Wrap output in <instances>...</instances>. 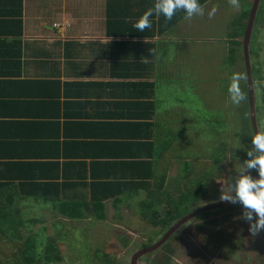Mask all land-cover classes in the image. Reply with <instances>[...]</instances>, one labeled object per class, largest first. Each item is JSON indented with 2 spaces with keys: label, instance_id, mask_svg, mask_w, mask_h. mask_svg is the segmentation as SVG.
<instances>
[{
  "label": "crops",
  "instance_id": "obj_1",
  "mask_svg": "<svg viewBox=\"0 0 264 264\" xmlns=\"http://www.w3.org/2000/svg\"><path fill=\"white\" fill-rule=\"evenodd\" d=\"M200 2L206 8L202 17L186 21L177 13L165 23L154 16L152 27L138 32L133 25L154 0H23V29L0 28V196L14 198L12 205L5 200V210L35 215L41 221L37 228H47L44 232L58 243L74 229L84 233L90 246L87 262L79 264L110 259L111 249L118 264L151 247L145 246L148 238H140L136 247L138 235L125 231L129 224L122 221L155 226L147 215L142 224L136 220L140 213L174 206L164 196L182 192V163L188 168L195 163L190 179H199L204 160L195 161L190 149L182 148L186 142L200 148L197 131L202 128H195L198 111L181 100L205 79L225 84L232 67L241 66V32L247 30L255 0H240L239 9L228 0ZM213 7L216 14L209 18ZM221 43L229 55L226 66L211 67L214 72L202 82H186L185 75L199 78L205 52L219 61L213 53ZM110 192H115L112 197H103ZM227 209L210 214L208 221L223 223L212 239L205 226L198 228L203 241L195 240L196 262L264 264V234L253 237L244 219L224 224L222 214L236 216L235 208ZM65 210L84 218L73 220ZM176 218L182 219L177 213ZM57 225L69 232L59 235ZM174 236L170 244L178 241L166 253L170 260L185 241ZM97 248L103 257L96 255ZM68 253L82 258L81 252ZM164 253L155 254L157 264H166Z\"/></svg>",
  "mask_w": 264,
  "mask_h": 264
},
{
  "label": "rangeland",
  "instance_id": "obj_2",
  "mask_svg": "<svg viewBox=\"0 0 264 264\" xmlns=\"http://www.w3.org/2000/svg\"><path fill=\"white\" fill-rule=\"evenodd\" d=\"M262 11H263V6H260L255 29H254L253 40H252V61H253V68L255 67L254 69L255 78H259V77L263 78L258 80L257 82L259 85V87L256 89L257 99L258 98L264 99V13ZM243 43L244 41L243 39H241V44H239V46H241ZM224 45L225 44L221 43V46H215L214 48L213 54L216 56L214 58L215 60L219 59L218 62H214V60H212L211 53L205 52L203 59H201V62L204 65L200 66L199 78L187 79L185 75L183 77L185 81L191 83L202 82L203 81L202 78L204 76L210 75L211 73L214 72L211 70V67L218 65H220V67L226 66V63L229 60V55L227 54L226 49L224 50V48L226 47ZM241 56L242 59L239 60V63L241 62L242 64L238 68L239 72H243L248 75L247 66L246 64H243V59L246 60L244 48L241 49ZM238 69L236 67H232V73L236 72ZM218 79L219 78H217L216 80V77H214L213 85L210 80L205 79L203 85L200 83L199 85L196 86L197 91H194L193 93L189 92L188 99L181 100L187 102L189 104L188 107L191 108L192 110L195 108V112L198 111V116H194V119L198 121L195 124V128L196 127L202 128L197 131V133H199V136L201 137L202 146L198 149H193L195 147L189 148L192 143L186 142L185 143L186 148L183 147L182 149L183 150L185 149L184 151H186V149L187 150L190 149L193 156L199 157V158L194 157L193 159L195 161L198 159L204 160V163H202L199 168V173H200L198 175L199 179L196 181L190 179V170L192 171L193 169H195L197 167L196 164L190 163L191 165L189 166L190 168L189 169L188 164L182 163L181 165L183 169L181 173L184 174L183 175L184 179L181 187L182 192H180V194L164 196L165 198H169L168 200L173 201V205L175 207V210L177 211V216L182 219L200 210L198 209V205L199 202L204 197L206 199L207 196L211 195L212 198L209 201L207 200L208 201L207 203H211L216 201L218 196H221L222 189H224L225 191L229 190L230 185L232 184L233 179L236 175V171L241 167H243L242 163L244 162V160L248 158L247 149L251 147V137L254 135V130L252 123L253 122L252 109H251V103L249 97V79L246 84L243 82L241 84L242 88L247 94V99L244 102H242L239 107L232 105L230 102V98L225 99V96H227L228 93V86L230 83V79L225 84H222ZM187 86L191 88L190 85ZM199 89L201 90L205 89L206 92L199 94L198 92ZM166 97L167 95H164V98ZM259 114L261 115V108L259 110ZM263 127H264V116L262 119V129ZM201 130H202V136L200 135ZM236 146H238V148H235ZM184 151H182V154ZM252 174L253 176L258 175L256 171H253ZM193 175L196 176L197 178L196 171L193 173ZM213 198L216 200H214ZM221 210L222 209H218L215 212H211V211L205 212L202 215L194 218L192 221L186 223L183 227L180 228V230L177 231V233L180 236H183L185 241H182L179 246L180 248L183 249H181V251H178L180 253L178 252L174 253L175 255H173L172 260H170L171 257L169 256V254L166 253L168 251H171L170 248L172 247L171 245L173 243L175 245L178 239L173 240V242H171L172 244H170V241L167 243L165 248L166 251L164 250L165 253L164 251H162L164 249L163 247L158 249V251L148 253L145 256L151 259H155L156 258L155 254L160 252V253H164L163 256L167 257L166 264H198V262H196V260L198 259V255L196 252L200 251L198 250L200 248L197 246H199L198 243L200 241L201 242L203 241L200 238L203 236V233L201 232V230L196 228V223L203 220H206V223H209L208 220L211 218L210 214L219 212ZM159 211L161 212L159 214L166 215V211L169 210L161 209L160 207ZM231 211H232L231 213L233 214H235L234 213L235 211L236 216H234L233 218L232 215H229V213L223 214L227 218V220L224 219L226 221L224 224H228L234 220L238 221V224H240V222H243L242 207L235 208V210L231 209ZM140 215H143V217L142 216L139 217L140 220L137 219L136 222L139 223L140 221L141 222L140 224H142V222L146 218L145 217L146 213L143 214L140 213ZM31 217H33L32 214ZM218 222L219 220L217 222L206 225L205 232H207L208 234L216 235L215 233L218 230V227H221V225L223 224L221 222H219L218 224ZM122 223L129 224V225L126 224L127 226L125 228L127 229H125V231H129V232L133 231L138 235V237L135 238V242L137 243L135 246L138 248H139V243L141 241L140 238H148L146 244L151 245L152 247L155 244H157L159 241H161V239L165 236L163 233L164 229L161 226L160 228L157 227L156 225L148 227L147 224H145V226L141 225L139 227H136L134 221H127V220L122 221ZM71 228L73 229L74 227L71 226ZM9 229L10 228L2 229V226H0V264H29L25 262L24 258H22L23 256L22 253L25 249L23 242L17 239L15 236H13L12 231ZM67 231L68 228L62 226V228H59L58 233L65 234L67 233ZM263 234L264 232H261L259 235H263ZM46 235L47 234L44 233L45 237ZM82 235H84V233ZM76 237L77 236H75V239L73 240L74 243L77 241ZM175 238L177 237L176 236L172 237V239ZM195 240L198 243H196ZM70 244L71 242H64V243L61 242L57 244L64 260L62 262L60 261L53 262V264H79V263L87 262L86 258L83 257L82 253L80 254V256L82 257L81 259L78 258L75 259L70 256V254L68 253V250H70L69 249ZM86 244L90 246L89 240H85L81 244L84 250H87ZM189 245L192 248V251L195 252V254H193L194 252L190 251L191 249L189 248ZM200 245L203 246V244ZM186 248L187 251H185ZM188 252L191 253L190 254L191 257L186 255V253ZM112 253H115L113 249H111V251L109 252L110 259L105 258V260L102 261L100 258L99 259L100 264H116V262H114L115 261L114 257L112 256L114 254ZM127 253L130 254L131 251L129 250ZM39 254L41 255V253ZM96 255L98 257L104 256L102 255V252L101 250H99V248L96 249ZM202 255L204 254L202 253L200 256ZM42 256L44 257V254H42ZM115 256L117 255L115 254ZM16 257L20 258L18 259V261L20 262H16L17 260L15 261ZM129 260L130 257L128 259L120 258V260H116V261H118V264H125L126 262L127 264H129ZM89 261L92 262L93 259L90 258ZM43 263L44 262L39 261L35 264H43Z\"/></svg>",
  "mask_w": 264,
  "mask_h": 264
},
{
  "label": "clouds",
  "instance_id": "obj_3",
  "mask_svg": "<svg viewBox=\"0 0 264 264\" xmlns=\"http://www.w3.org/2000/svg\"><path fill=\"white\" fill-rule=\"evenodd\" d=\"M235 9L240 8V0H228ZM215 7L207 10L212 18L216 14ZM205 5L200 0H154L134 23L138 32H144L152 27V18L164 17L165 23L172 20L177 13H183L184 20L191 21L194 17L204 16ZM146 63L147 60H144ZM228 94L232 105L239 107L247 99V94L241 84L247 83L249 77L243 72H233L230 76ZM235 148H238L236 146ZM247 159L236 175L228 191L222 189L220 200L239 204L242 209V219L249 224V232L255 237L264 232V129L258 128L251 137V147L247 149ZM253 171L258 173L253 176Z\"/></svg>",
  "mask_w": 264,
  "mask_h": 264
},
{
  "label": "trees",
  "instance_id": "obj_4",
  "mask_svg": "<svg viewBox=\"0 0 264 264\" xmlns=\"http://www.w3.org/2000/svg\"><path fill=\"white\" fill-rule=\"evenodd\" d=\"M263 2L261 6H263L262 12L264 13ZM23 14H24L23 0H0V28L2 30L13 28V27L14 29H23L24 27V21L22 19ZM241 34L242 36H245L246 27H245V30L241 32ZM0 45H2L1 40H0ZM243 47H244V44H243ZM6 55H9V54H6ZM254 76H255V72H254ZM260 79H263V78H260V77L255 78L256 88L259 87L257 82ZM260 100H258V107H259L258 110H260L261 108V115L259 114V118H260V122L262 123V119L264 116V99L261 101ZM261 129H262V126H261ZM1 187H4V186L0 185V188ZM114 193L115 192L113 193L110 192L103 197H112ZM30 197L37 198L36 195L30 196ZM12 198L0 196V226H2V229L10 228L9 230L12 231L13 236H15L17 239L23 242L25 249L22 253L23 254L22 258H24L25 262L29 264H35L39 261L44 262L43 264H53V262H58V261L62 262L64 258L61 255L60 253L61 251L59 250L57 246L58 240L48 235H46V237L44 236V233H46L44 231L47 228L45 229H42L41 227L37 228L38 224H40L41 222L40 219H38L35 215L31 217V214L24 215L22 212H19V211H14V210L12 211V210H7V209L5 210L6 208L5 200L12 205L13 203ZM101 198L102 197L94 196V200L96 202H101ZM159 213H161L159 210H155L152 212H146V215H147L148 222H151L157 227H160V226L163 227L164 229L163 233L169 230V228H171L179 220V218H176L177 211L175 210L174 206L169 211H166V215H161ZM63 214L66 216H70L73 220H82L84 218L83 214L74 213V212H70L67 210L63 211ZM54 220L59 221V218L53 217L51 219V221H54ZM47 222L48 221L46 220V223ZM60 227L61 225H57L55 230L59 231ZM74 230L76 232V235L73 234L75 233L73 231V233L70 234V236L66 239L65 242L69 240L68 242H71V244L69 245L70 246L69 248L71 249V251L81 252L84 257L85 250L81 244L83 243V241H85V238H84L85 235H82L79 229H74ZM59 235H63V234H59ZM75 236H77L76 237L77 241L74 243L73 240L75 239ZM59 243H61V241ZM145 246H149V245L146 244ZM39 253H41V255ZM42 254H44L45 258L42 256ZM77 254L80 255V253H77ZM17 257L15 261L17 260L16 262H20L18 261V259L20 258H17ZM89 264H100V262L94 261V262H90Z\"/></svg>",
  "mask_w": 264,
  "mask_h": 264
},
{
  "label": "water",
  "instance_id": "obj_5",
  "mask_svg": "<svg viewBox=\"0 0 264 264\" xmlns=\"http://www.w3.org/2000/svg\"><path fill=\"white\" fill-rule=\"evenodd\" d=\"M263 0H255L253 11L251 14V18L249 21V25L246 30L245 39H244V47H245V57H246V66L248 71V77H249V97H250V103H251V109H252V120H253V128L254 133L258 130V128H261L259 116H258V100H257V94H256V82H255V76H254V68H253V61H252V40H253V34L254 29L256 25L257 16L259 13L260 6L262 4ZM233 205H239V204H232L229 202H219L213 205H210L208 207L201 208L197 212L193 213L192 215H189L188 217L180 220L177 224H175L163 237V239L157 243L156 245L149 247L147 249H144L142 251H139L137 255L133 258V264H136V261H138V256H144L148 253L155 252L156 250L160 249L164 244H166L176 233L178 230H180L181 227H183L186 223L192 221L194 218L200 216L201 214L219 209L226 206H233Z\"/></svg>",
  "mask_w": 264,
  "mask_h": 264
},
{
  "label": "flooded vegetation",
  "instance_id": "obj_6",
  "mask_svg": "<svg viewBox=\"0 0 264 264\" xmlns=\"http://www.w3.org/2000/svg\"><path fill=\"white\" fill-rule=\"evenodd\" d=\"M259 99V98H258ZM257 99V100H258ZM260 100V99H259ZM261 100H263V98L261 99ZM258 109H259V107H258ZM258 116H259V110H258ZM259 121H260V118H259ZM261 123V122H260ZM260 126H262V123L260 124ZM207 198H208V201H209V199H211L212 198V196L211 195H209V196H207ZM207 198H206V201H205V203L203 204V206L202 207H200V208H198V209H201V208H204V207H208V205L210 206V205H213V204H216V203H219V202H222V200H220V196H218V198H217V200L216 199H214V200H216V201H214V202H211V203H207L208 201H207ZM227 209V208H241V206L240 205H233V206H226V207H222V208H219V209ZM216 211V210H215ZM202 215V214H201ZM223 215V214H222ZM230 215V214H229ZM224 216V215H223ZM222 216V218L221 219H225V220H227V218H226V216H224L223 217ZM233 218H234V216H232ZM224 220V221H225ZM214 221H216V220H213V221H209L210 223H212V222H214ZM218 221V220H217ZM204 222V221H203ZM210 223H206L205 222V224H199V222L198 223H196V228H200L201 226H206V225H208V224H210ZM214 237V235L213 234H210V235H208V239H212ZM145 249H147V248H145ZM142 250H144L143 248H141V250H139V251H142ZM139 251H138V253H139ZM193 254H195V253H193ZM137 254H134L133 256H136ZM147 255V254H146ZM132 256V258H130V262H131V264H133V257ZM139 257V259H138V261H136V264H157V261H155L154 259H151V258H148L147 256H138ZM156 259V258H155ZM191 259V258H190Z\"/></svg>",
  "mask_w": 264,
  "mask_h": 264
}]
</instances>
